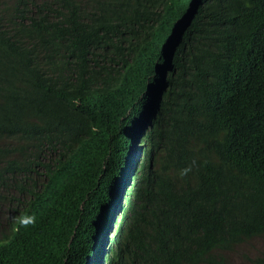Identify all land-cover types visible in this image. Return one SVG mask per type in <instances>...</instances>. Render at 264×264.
<instances>
[{
  "label": "trees",
  "instance_id": "16d2710c",
  "mask_svg": "<svg viewBox=\"0 0 264 264\" xmlns=\"http://www.w3.org/2000/svg\"><path fill=\"white\" fill-rule=\"evenodd\" d=\"M0 264H264V0H0Z\"/></svg>",
  "mask_w": 264,
  "mask_h": 264
},
{
  "label": "clouds",
  "instance_id": "9594fccd",
  "mask_svg": "<svg viewBox=\"0 0 264 264\" xmlns=\"http://www.w3.org/2000/svg\"><path fill=\"white\" fill-rule=\"evenodd\" d=\"M156 91H158V89H156ZM157 92H155V94H156ZM154 94V95H155ZM144 125H146V121L144 122V124H141V125H139V126H141V128H142V130H140V131H138V132H136V133H134L133 134V137L134 138H136V139H138V142H137V145H139V147H141V150H140V152H142V147H143V143H142V138H143V136H144V132L146 133V128H145V126ZM143 134V135H142ZM140 143V144H139ZM136 145V146H137ZM131 152V151H130ZM129 152V153H130ZM139 156V158H140V156H141V153H139L138 154V149H135V152L132 154V156L131 157H129L128 156V159H127V163H130V160L132 159L133 161H135L136 159H137V157ZM119 172V171H118ZM121 179V178H120ZM126 182H123V184L122 185H119L118 184V191H116L115 190V192L113 193V195H111V199H110V201H108L106 204H105V210H109L110 208H112V210H111V212H109V211H105L104 212V214H103V217H104V219L103 218H101L102 220L101 221H103L104 220V224H105V222H106V225H105V229H104V231H106L107 233L105 234V238H111V236H112V234H113V232H114V229H115V224H114V219H115V216H116V214H117V211L121 208V206H122V201H123V198H124V194H125V192L127 191V187L128 186H126V184H125ZM102 204H103V202H102ZM115 206H116V208H117V210L114 212V213H112L114 210H115ZM123 207V206H122ZM108 212H109V214H108ZM108 222H110V224L107 226V224H108Z\"/></svg>",
  "mask_w": 264,
  "mask_h": 264
},
{
  "label": "rangeland",
  "instance_id": "374dc122",
  "mask_svg": "<svg viewBox=\"0 0 264 264\" xmlns=\"http://www.w3.org/2000/svg\"><path fill=\"white\" fill-rule=\"evenodd\" d=\"M141 158H142V153H141L140 159H141ZM128 189H129V187H127V191H128ZM127 191H126L125 194H124V198H123V201H122V206H124L125 203H126Z\"/></svg>",
  "mask_w": 264,
  "mask_h": 264
},
{
  "label": "bare ground",
  "instance_id": "6f19581e",
  "mask_svg": "<svg viewBox=\"0 0 264 264\" xmlns=\"http://www.w3.org/2000/svg\"><path fill=\"white\" fill-rule=\"evenodd\" d=\"M118 208V207H117ZM117 208H116V206H115V210L112 212V213H114L116 210H117ZM111 210H112V208H110L109 210H104V211H109V212H111ZM109 212H108V214H109ZM103 219H104V217H103Z\"/></svg>",
  "mask_w": 264,
  "mask_h": 264
}]
</instances>
